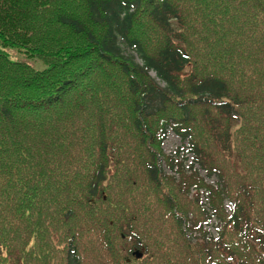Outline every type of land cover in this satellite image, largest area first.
<instances>
[{
    "label": "trees",
    "instance_id": "trees-1",
    "mask_svg": "<svg viewBox=\"0 0 264 264\" xmlns=\"http://www.w3.org/2000/svg\"><path fill=\"white\" fill-rule=\"evenodd\" d=\"M238 2L0 0V264H58L60 253L83 264L76 233L97 222L70 224L99 197L126 221L131 252L170 236L139 264H264V169L244 160L256 133L264 147V0ZM120 124L143 146L139 175L127 169L136 179L123 168L132 153L116 145ZM168 130L188 143L189 167L165 153ZM137 180L147 193L132 194ZM155 203L161 214L141 231L133 220ZM60 221L72 233L54 253Z\"/></svg>",
    "mask_w": 264,
    "mask_h": 264
},
{
    "label": "rangeland",
    "instance_id": "rangeland-1",
    "mask_svg": "<svg viewBox=\"0 0 264 264\" xmlns=\"http://www.w3.org/2000/svg\"><path fill=\"white\" fill-rule=\"evenodd\" d=\"M81 1V0H79ZM223 1H228L232 3H239L238 0H216L217 6L223 4ZM146 28V26H145ZM151 31V30H150ZM164 36L160 34H156V37H148V43L149 44H156L155 46L150 47L151 49L153 47L159 46L163 41ZM148 44V45H149ZM12 49L9 50L10 55L13 59H20L28 62V53L24 51V49L11 47ZM37 66L40 68H45L46 65L42 61L37 62ZM154 74V73H152ZM119 105H123L121 102ZM165 118H167V115H165ZM158 120V119H157ZM160 122V120H158ZM158 121L154 122V127L158 123ZM161 123V122H160ZM120 131V138L116 142V145L122 144L120 146L121 149H126V151H130L132 153L128 158L127 162L123 166L124 171L127 172L128 167H131V169L134 172H137L139 175V166L143 167V146L139 142V137L134 132V130L129 125H122ZM259 133H256V138L252 142L251 145V151L247 152V158L245 160V165H249V169L253 170L257 168L259 165L264 169V147H261V144H256L257 141H259L260 137L258 136ZM160 138V137H159ZM264 138V136H263ZM205 139H202L203 142ZM182 143H185L184 145L188 144L187 142H182L181 138L176 135L172 130H168L166 137L164 139L163 148L165 153L169 155H173L176 160L178 161H184L186 166H190L193 160L192 153L189 151V148H184ZM206 147H208V150L210 152V155L212 158L216 159L220 147L215 143H209L206 142ZM126 146V148H125ZM236 146V144H235ZM119 147L117 148L118 152ZM186 158V159H185ZM235 158H239L238 152L234 151L231 155H227V160L230 161V163H235ZM243 160V161H244ZM165 167V165H164ZM197 167V166H196ZM138 168V169H137ZM234 168V167H233ZM232 168V169H233ZM194 169H190L188 171L194 172ZM230 171V170H229ZM166 172L167 173H174L167 165H166ZM229 176L226 177L227 181L230 182L232 180V171L229 172ZM128 174V177L136 179L131 174ZM197 174V173H196ZM202 175L205 177L206 181L208 183H217L218 178L216 175L209 176L203 169L199 171L197 174ZM231 175V176H230ZM141 178L143 179V174L141 173ZM138 181V180H137ZM116 183L113 184V191L116 190ZM115 188V189H114ZM148 191L146 184H141L138 181V188H135L134 192L132 194H145ZM109 191L105 192V199L108 198ZM104 199L102 197L96 198L93 202L94 208L91 210H86L85 208L80 210V215L72 221L70 226L75 230L79 229L83 224H87L88 222L95 223L92 225L91 229H87L85 231H82L80 234L76 233L78 238V252L81 256V260L83 264H107L110 261V264H116V262H121L125 258H129L130 262H133L134 264H139L140 262L134 259L136 257V254L134 252H131L130 248H135V241L132 239L131 241L128 239V242H123L122 238L119 236L121 234H124V232L129 231V227L124 220L123 216L120 215V212H115V214H110L105 212L104 207ZM256 205V203H255ZM255 205L253 207H255ZM152 209V210H151ZM149 208L145 216H142L139 220H133L134 225L138 227L141 231L144 227H150L153 226V220L152 216L156 215V218H158V214H161V207L155 203L152 208ZM230 209V205L228 204V210ZM252 209V206H251ZM254 213V209H252ZM148 218V220H146ZM103 220H109L111 221L112 228L110 230H105V225ZM144 220V222H142ZM60 222H55L51 227L53 228L54 232L57 231V238L54 242V245L52 246L54 253H58L59 248L61 247L62 241L66 240L70 228L68 226H64V224H61ZM171 224V223H169ZM206 229L213 235H216L217 231V218L215 216L211 217L209 221L205 224ZM72 232H70L71 234ZM109 236V240H106L105 236ZM170 236H166L164 234H160L156 232L154 234V237L152 240H150L151 245L146 244H140L137 249H139L141 252L147 251L151 252L152 250H156V248L153 245H156L160 243L161 241L165 240L166 238ZM108 241V243H107ZM110 241V242H109ZM125 245H127L128 249H125ZM124 247V249H122ZM146 247V249L144 248ZM114 248L115 253H109L108 249ZM135 251V250H134ZM112 256V258L104 260V256ZM58 261V264H64V256L63 253H60L58 258L55 260V262Z\"/></svg>",
    "mask_w": 264,
    "mask_h": 264
},
{
    "label": "water",
    "instance_id": "water-1",
    "mask_svg": "<svg viewBox=\"0 0 264 264\" xmlns=\"http://www.w3.org/2000/svg\"><path fill=\"white\" fill-rule=\"evenodd\" d=\"M139 256H141V254H139Z\"/></svg>",
    "mask_w": 264,
    "mask_h": 264
}]
</instances>
